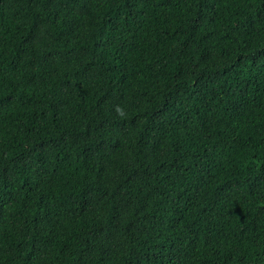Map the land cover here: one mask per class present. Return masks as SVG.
Listing matches in <instances>:
<instances>
[{
	"label": "trees",
	"instance_id": "16d2710c",
	"mask_svg": "<svg viewBox=\"0 0 264 264\" xmlns=\"http://www.w3.org/2000/svg\"><path fill=\"white\" fill-rule=\"evenodd\" d=\"M0 264H264V0H0Z\"/></svg>",
	"mask_w": 264,
	"mask_h": 264
}]
</instances>
